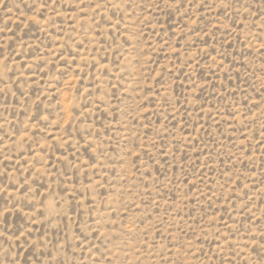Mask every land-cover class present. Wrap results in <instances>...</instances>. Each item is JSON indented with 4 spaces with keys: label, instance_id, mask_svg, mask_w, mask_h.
<instances>
[{
    "label": "rangeland",
    "instance_id": "374dc122",
    "mask_svg": "<svg viewBox=\"0 0 264 264\" xmlns=\"http://www.w3.org/2000/svg\"><path fill=\"white\" fill-rule=\"evenodd\" d=\"M0 264H264V0H0Z\"/></svg>",
    "mask_w": 264,
    "mask_h": 264
}]
</instances>
